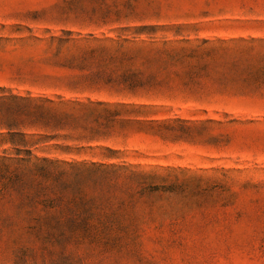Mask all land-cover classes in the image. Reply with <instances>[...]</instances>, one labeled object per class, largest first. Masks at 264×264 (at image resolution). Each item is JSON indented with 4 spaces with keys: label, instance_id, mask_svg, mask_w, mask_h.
<instances>
[{
    "label": "rangeland",
    "instance_id": "rangeland-1",
    "mask_svg": "<svg viewBox=\"0 0 264 264\" xmlns=\"http://www.w3.org/2000/svg\"><path fill=\"white\" fill-rule=\"evenodd\" d=\"M21 98L72 116L31 123ZM20 158L117 169L85 191L114 230L36 238L0 177V264H264V0H0V161Z\"/></svg>",
    "mask_w": 264,
    "mask_h": 264
},
{
    "label": "trees",
    "instance_id": "trees-1",
    "mask_svg": "<svg viewBox=\"0 0 264 264\" xmlns=\"http://www.w3.org/2000/svg\"><path fill=\"white\" fill-rule=\"evenodd\" d=\"M13 100L16 98L13 97ZM18 100L23 103L18 110L30 117L31 123L41 122L45 127L56 129L65 126L72 116L71 113L55 108L49 100ZM88 103L92 105V102ZM73 105L84 110L87 108L80 103ZM6 109L12 107L7 105ZM70 110H74V107ZM14 123L13 119L6 120L9 143L24 148L34 145L25 139L23 133L11 132ZM54 138L43 137L37 143ZM15 150L17 154L21 151L17 148ZM23 151L26 156L31 155L29 150ZM119 175V171L113 167L94 163H60L46 159L31 162L21 158L7 163L0 161V177L5 181L1 190L21 192L26 200L25 211L34 220L30 231L36 238L46 241H83L110 237L116 219L114 213H108L101 203L87 199L85 191L89 184L103 185Z\"/></svg>",
    "mask_w": 264,
    "mask_h": 264
}]
</instances>
